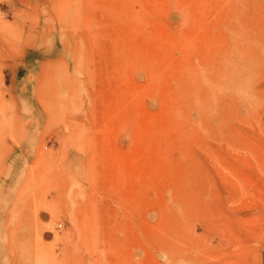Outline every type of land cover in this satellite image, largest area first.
<instances>
[{
	"label": "rangeland",
	"instance_id": "rangeland-1",
	"mask_svg": "<svg viewBox=\"0 0 264 264\" xmlns=\"http://www.w3.org/2000/svg\"><path fill=\"white\" fill-rule=\"evenodd\" d=\"M0 264H264V0H0Z\"/></svg>",
	"mask_w": 264,
	"mask_h": 264
},
{
	"label": "bare ground",
	"instance_id": "bare-ground-1",
	"mask_svg": "<svg viewBox=\"0 0 264 264\" xmlns=\"http://www.w3.org/2000/svg\"><path fill=\"white\" fill-rule=\"evenodd\" d=\"M48 103H50V102H48ZM70 113V112H69ZM249 251V250H248Z\"/></svg>",
	"mask_w": 264,
	"mask_h": 264
}]
</instances>
